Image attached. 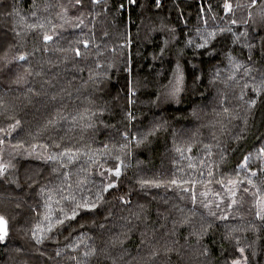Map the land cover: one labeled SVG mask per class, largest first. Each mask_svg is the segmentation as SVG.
Instances as JSON below:
<instances>
[{
    "label": "clouds",
    "instance_id": "1",
    "mask_svg": "<svg viewBox=\"0 0 264 264\" xmlns=\"http://www.w3.org/2000/svg\"><path fill=\"white\" fill-rule=\"evenodd\" d=\"M0 264H264V0H0Z\"/></svg>",
    "mask_w": 264,
    "mask_h": 264
}]
</instances>
